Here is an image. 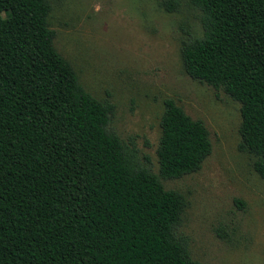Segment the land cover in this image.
I'll use <instances>...</instances> for the list:
<instances>
[{"label":"trees","instance_id":"1","mask_svg":"<svg viewBox=\"0 0 264 264\" xmlns=\"http://www.w3.org/2000/svg\"><path fill=\"white\" fill-rule=\"evenodd\" d=\"M156 1L197 12L201 35L182 29L183 72L239 104L237 148L264 180V0ZM51 10L0 0V264H201L178 232L189 202L163 181L200 170L205 125L164 100L154 174L110 129L114 105L57 52Z\"/></svg>","mask_w":264,"mask_h":264},{"label":"rangeland","instance_id":"2","mask_svg":"<svg viewBox=\"0 0 264 264\" xmlns=\"http://www.w3.org/2000/svg\"><path fill=\"white\" fill-rule=\"evenodd\" d=\"M57 52L81 86L115 107L110 129L133 144L158 173L156 150L163 102L172 99L205 125L212 146L200 170L163 181L189 206L178 232L201 264H264V180L238 151L239 104L182 69V29L201 35L197 12L161 10L156 0H49ZM245 203L243 210L234 200ZM226 235L222 238L217 235Z\"/></svg>","mask_w":264,"mask_h":264}]
</instances>
